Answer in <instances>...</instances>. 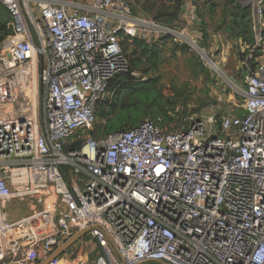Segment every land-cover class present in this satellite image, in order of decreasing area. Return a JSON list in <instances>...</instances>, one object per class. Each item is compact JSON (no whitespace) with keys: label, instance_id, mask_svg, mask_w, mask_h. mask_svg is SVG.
<instances>
[{"label":"built area","instance_id":"obj_1","mask_svg":"<svg viewBox=\"0 0 264 264\" xmlns=\"http://www.w3.org/2000/svg\"><path fill=\"white\" fill-rule=\"evenodd\" d=\"M0 5L11 17L0 29V264H32V248L53 252L82 229L99 246L92 264H264V60L249 68L264 47V1L252 10L245 87L231 83L242 113H192L176 128L147 118L99 137L81 132L129 69L125 38L205 52L190 35L195 26L202 38L193 0L179 27L132 0ZM13 199L43 210L13 219ZM56 199L57 228L40 230Z\"/></svg>","mask_w":264,"mask_h":264},{"label":"rangeland","instance_id":"obj_2","mask_svg":"<svg viewBox=\"0 0 264 264\" xmlns=\"http://www.w3.org/2000/svg\"><path fill=\"white\" fill-rule=\"evenodd\" d=\"M161 1L165 0H132V3L139 13L155 18L159 22L173 25L178 23L180 25L182 22V26L187 25L185 20L180 22L179 19H158V12L163 10ZM256 1L241 0L245 6H250L252 10ZM168 4L169 8L166 10L170 14L175 11L176 5L171 2ZM10 19V15L0 5V25L6 24ZM213 32L198 40L194 36L195 26L192 27L190 35L193 40L199 42L205 52H201L191 45H187L186 50L178 48L174 45L176 44L174 41L160 45V61L157 69H146L147 65L144 62L139 66L140 70L131 73V79L136 84L133 91L119 93L118 91L114 92V89L110 90V93L114 95L112 103L103 105L98 112L97 123L93 125L91 135H101L123 128L128 123H125V120L134 119L142 122L148 117L161 116L168 127L176 128L186 116L192 113L215 114L217 118L225 113H242L244 98L241 89H239L245 87L242 72L237 75L236 81L233 77L231 81L225 75L220 61L226 53H232L236 46L227 48L225 33L220 32L213 35ZM125 40L127 41L128 38ZM125 40H123L122 46ZM130 41L126 42V47L132 42ZM229 41H232L231 38ZM132 48L127 47V55L131 54ZM232 64L234 63L232 62ZM146 71L149 72L144 74ZM231 83L239 88H233ZM144 103H149L152 107L147 109ZM81 134L88 135L90 132L84 130ZM66 169L70 171L69 167ZM59 202L60 200L56 199L54 203L52 201L47 205L48 214L41 218L38 224L40 230L50 231L57 228L58 218L62 214ZM7 209L13 219L43 210L40 206L35 207L28 199H13L8 203ZM66 218L68 222H73L71 216L67 215ZM51 252L43 250L40 246L32 248L29 251L31 263L40 264ZM98 252L97 242L85 234L51 264H92Z\"/></svg>","mask_w":264,"mask_h":264},{"label":"trees","instance_id":"obj_3","mask_svg":"<svg viewBox=\"0 0 264 264\" xmlns=\"http://www.w3.org/2000/svg\"><path fill=\"white\" fill-rule=\"evenodd\" d=\"M169 3H173L176 5V9L174 12L168 14L167 10L169 8ZM194 1V5L196 7L197 17H198V25L200 26V30L202 31V39L207 36L209 32V25L214 23L216 25V28H218L221 31H225L229 33L230 38L232 40H238L242 39L244 43H247L248 45L253 44L254 42V30H253V24H252V8L250 6H245L240 3L239 0H204L207 3V11H203L200 7H197L196 0ZM187 0H165L161 1L160 4L162 6L161 12H158L157 17L161 20H172V19H179V16L181 13H183L185 5ZM132 6L135 11L137 9L135 8L134 4L132 3ZM166 10V11H165ZM138 12V11H137ZM207 15V17H206ZM218 16V17H217ZM155 19V18H154ZM157 20V19H156ZM159 21V20H158ZM181 22V19H179ZM162 23V22H161ZM169 26L173 27H179L182 25V22L180 25H173L171 23H164ZM6 24L0 25V29H4ZM6 33L0 34V40L3 39ZM130 43V47H133L131 50V54L127 55L126 53V42ZM128 40L124 41L123 43V49L128 56L129 59V69L127 72H124L120 75H118L116 78H114L108 87V91L110 93V90H113L114 92L119 93H126V91H133L135 89L136 84L131 79V73L140 70L139 66L145 62L147 65L146 69H157L158 63L160 61V52L161 47L160 45H164L169 43H172V39L170 37H166L161 39L160 41L156 43H148L140 38H128ZM163 42V44H162ZM178 48L187 49V45H178L174 44ZM240 55L242 59L245 57V53L240 52ZM256 61V60H254ZM252 65V66H251ZM250 66L252 69H255V63L252 61L250 63ZM149 71L144 72L147 73ZM127 73V75H126ZM115 94V93H114ZM113 93H110V97L103 100L100 104V108L98 112L102 109V106L107 104L110 105L112 103V97ZM126 104V103H124ZM145 107L147 109L151 108L152 105L149 103H144ZM98 114V113H97ZM161 116H155V117H148V118H158ZM139 120H125L124 122H128L127 126L123 128H119L117 130H111L109 132H106L104 134L114 132V131H121L133 128L137 125H139L141 122H138ZM144 121V120H143ZM142 121V122H143ZM97 123V122H96ZM93 129L89 130L90 134H92ZM102 135V134H101ZM94 137H99L100 135H93Z\"/></svg>","mask_w":264,"mask_h":264},{"label":"crops","instance_id":"obj_4","mask_svg":"<svg viewBox=\"0 0 264 264\" xmlns=\"http://www.w3.org/2000/svg\"><path fill=\"white\" fill-rule=\"evenodd\" d=\"M188 1V0H187ZM241 4H243L241 2V0H239ZM264 1V0H262ZM196 4H197V7H200L201 9H203V11H207V3L204 1V0H196ZM244 5V4H243ZM207 17V15H206ZM179 19H181V21L185 20L186 19V16L184 15V13H181L180 16H179ZM197 28H200V26L197 24L196 25ZM210 29H209V32L211 34L212 31H214L212 34L214 35V33H220V32H223L225 33V37L227 39V48H230V46H232L231 48H233L234 46H236L235 49H233L234 51H232V53L228 52L224 55V57L222 56V59L220 60L222 63V68L225 72V75L227 76V78L229 80H237V75L242 72V75H243V78L245 77V74H246V67L243 65L242 63V57L240 55V52L244 51L247 49L248 47V44L247 43H244L242 39H238V40H232V41H229L230 40V35L229 33L225 32V31H221L219 30L218 28H216V25L214 23L211 22V24L209 25ZM217 35V34H216ZM231 42V43H230ZM163 44V42H162ZM224 46V45H223ZM232 50V49H231ZM236 50V51H235ZM241 50V51H240ZM257 58H256V61H253L255 63V69L253 70L252 69V65L249 67L251 70L255 71L256 69H258V67L260 66L261 62L264 60V47L262 50H260L257 54ZM229 60V62H228ZM232 61L234 64H232ZM248 69V68H247ZM222 71V70H221ZM222 72V73H224ZM233 77V79H232ZM18 219V218H16Z\"/></svg>","mask_w":264,"mask_h":264},{"label":"water","instance_id":"obj_5","mask_svg":"<svg viewBox=\"0 0 264 264\" xmlns=\"http://www.w3.org/2000/svg\"><path fill=\"white\" fill-rule=\"evenodd\" d=\"M88 229H82L73 234L63 244L57 247L53 252L50 253L40 264H51L54 260L60 257L65 251H67L74 243H76L82 236L86 234Z\"/></svg>","mask_w":264,"mask_h":264}]
</instances>
